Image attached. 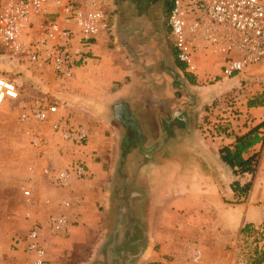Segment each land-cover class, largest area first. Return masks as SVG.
Listing matches in <instances>:
<instances>
[{
    "label": "crops",
    "instance_id": "obj_1",
    "mask_svg": "<svg viewBox=\"0 0 264 264\" xmlns=\"http://www.w3.org/2000/svg\"><path fill=\"white\" fill-rule=\"evenodd\" d=\"M95 1L109 27L94 37L86 62L70 77L52 73L60 100L53 101L52 119L81 125L87 144L58 141L48 122L34 123L47 145L32 147L23 189L35 197L22 195V220L25 231L26 214L42 225L45 264H195L194 245L196 264H258L247 240L264 218L252 205L258 185L253 181L239 201L234 184L251 175L234 174L219 151L257 126L258 141L243 157L259 153L264 166V59L224 77L221 57L208 54L191 73L177 59L170 34L173 0ZM75 161L85 162L89 175L67 187L42 171ZM59 214L68 226L56 234L49 220ZM0 264L34 263L23 243L12 240L0 246Z\"/></svg>",
    "mask_w": 264,
    "mask_h": 264
},
{
    "label": "built area",
    "instance_id": "obj_2",
    "mask_svg": "<svg viewBox=\"0 0 264 264\" xmlns=\"http://www.w3.org/2000/svg\"><path fill=\"white\" fill-rule=\"evenodd\" d=\"M168 25L176 57L191 73L196 72L199 59L208 54L221 57L224 77L234 76L264 59V0H173ZM108 27L109 19L95 0H0V48L40 72L50 70L61 78L70 77L73 67L86 62L92 40ZM17 97L16 85L0 76V109L7 99ZM56 113V102L38 101L20 114V121L26 123L28 143L44 151L47 140L31 125L48 122L58 141L85 146L86 129L66 119H52ZM42 171L57 187H67L73 180L89 175L83 161L57 171L44 166ZM261 172L264 179V166ZM23 195L28 201L35 197L30 188H24ZM61 204L70 206L67 200ZM25 218L30 225L15 244L23 243L34 264H45L42 225L30 214ZM67 226L65 214L49 220V227L56 234ZM249 236L259 257L258 264H264V221L252 225ZM192 259H200L198 250Z\"/></svg>",
    "mask_w": 264,
    "mask_h": 264
},
{
    "label": "rangeland",
    "instance_id": "obj_3",
    "mask_svg": "<svg viewBox=\"0 0 264 264\" xmlns=\"http://www.w3.org/2000/svg\"><path fill=\"white\" fill-rule=\"evenodd\" d=\"M0 76L13 82L18 90V97L7 99L0 109V246H7L12 240L16 243V239L25 233L26 227L22 220L23 185L29 177V163L35 156V151L24 132L26 123L20 121V114L38 101L49 103L60 100L57 97V83L53 80L50 70L40 72L26 61L9 56V53L1 48ZM260 79L264 80V75ZM249 92L253 96L258 95L257 89ZM229 102L230 100L227 103ZM68 109L67 107V113ZM75 113L77 116H84L81 109ZM31 128L36 130L38 126L33 123ZM253 181L257 183L258 189L252 205L264 211V179L260 167L255 172ZM258 221L263 222L264 218L255 223H259ZM247 240L251 253L256 255L250 236ZM194 248L195 245L191 246L190 260L196 264L199 262L192 259L193 252L197 250ZM252 248L255 251H252ZM78 255L80 257L81 254ZM75 262L76 260H72L71 263Z\"/></svg>",
    "mask_w": 264,
    "mask_h": 264
},
{
    "label": "trees",
    "instance_id": "obj_4",
    "mask_svg": "<svg viewBox=\"0 0 264 264\" xmlns=\"http://www.w3.org/2000/svg\"><path fill=\"white\" fill-rule=\"evenodd\" d=\"M257 126L251 128L242 135H238L232 144V147L224 146L220 149L221 159L226 162L236 175L249 173L251 179L240 185L235 183L234 189L239 193V201L246 200L252 186V179L255 172L260 167V154L253 153L248 157H243V154L258 141Z\"/></svg>",
    "mask_w": 264,
    "mask_h": 264
},
{
    "label": "water",
    "instance_id": "obj_5",
    "mask_svg": "<svg viewBox=\"0 0 264 264\" xmlns=\"http://www.w3.org/2000/svg\"><path fill=\"white\" fill-rule=\"evenodd\" d=\"M115 115H116V118H117V119H120V118H119V116H120L119 109H116V111H115Z\"/></svg>",
    "mask_w": 264,
    "mask_h": 264
}]
</instances>
